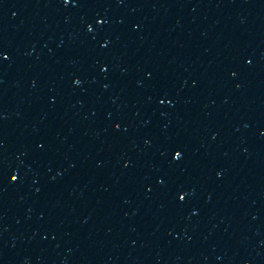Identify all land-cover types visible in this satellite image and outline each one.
<instances>
[{
    "label": "snow or ice",
    "instance_id": "obj_1",
    "mask_svg": "<svg viewBox=\"0 0 264 264\" xmlns=\"http://www.w3.org/2000/svg\"><path fill=\"white\" fill-rule=\"evenodd\" d=\"M177 155H179V154L177 153Z\"/></svg>",
    "mask_w": 264,
    "mask_h": 264
}]
</instances>
